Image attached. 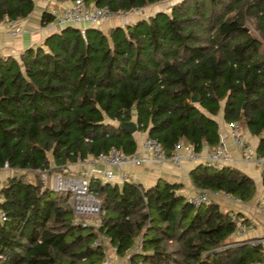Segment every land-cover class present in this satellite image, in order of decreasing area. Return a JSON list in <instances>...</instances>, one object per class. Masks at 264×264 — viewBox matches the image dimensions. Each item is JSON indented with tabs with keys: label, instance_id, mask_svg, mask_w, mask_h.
<instances>
[{
	"label": "trees",
	"instance_id": "16d2710c",
	"mask_svg": "<svg viewBox=\"0 0 264 264\" xmlns=\"http://www.w3.org/2000/svg\"><path fill=\"white\" fill-rule=\"evenodd\" d=\"M81 1L112 12L166 6L105 30L86 27L83 37L64 25L17 57L0 56V169H26L0 183V264H108L111 247L131 264L260 263L256 238H234L240 216L214 200L192 206L180 183L87 176L98 199L89 223L75 218L71 193L52 190L40 173L67 175L70 164L110 148L132 152L128 124L169 156L179 141L216 146L220 118L254 136L264 155V0ZM32 9L33 0H0V21ZM53 18L43 11L40 22ZM187 176L240 202L255 193L232 166L196 163ZM260 176L264 191V164Z\"/></svg>",
	"mask_w": 264,
	"mask_h": 264
},
{
	"label": "built area",
	"instance_id": "2783aa9c",
	"mask_svg": "<svg viewBox=\"0 0 264 264\" xmlns=\"http://www.w3.org/2000/svg\"><path fill=\"white\" fill-rule=\"evenodd\" d=\"M139 10L140 8H131L124 11L112 12L103 6L86 5L81 0H74L66 7L62 8L58 13L53 14L54 18L50 23L59 27L64 25H78L81 29V36L83 37L82 32L86 27L98 26L104 21L111 20V18L136 14ZM7 23L11 29L10 34L15 35L16 31L13 28L14 21H7ZM228 134L237 146L243 163L254 166H262L264 164V155L255 151V146L247 141L243 131L237 123H229ZM203 147H205L204 151L201 150L202 148L200 150H195L191 144L179 141L173 144L172 152L167 156L159 147L156 139L145 134L141 139L140 148L146 152V155L140 153L136 149L130 153H124L114 148H110L105 153H99L94 159H88L104 166V168L95 172V177L110 183H121L129 180L128 176H126L121 169L124 165H140L146 161L154 162L157 165H161L164 161H169L175 168H181L182 163L184 162L193 164L203 163L215 167L232 165L233 161L229 157L227 149L222 143L219 142L214 147ZM45 175L44 172H41V179H43ZM51 181L52 189L56 191L67 190L71 193L70 204L75 218L83 219L86 222L90 217L97 216L98 199L88 191V183L85 177L62 178L59 174H55ZM208 194L209 193L203 189H197L194 194L186 196L185 200L192 206H198L201 203H206L211 200ZM212 195L214 197L220 195L227 201H238L223 193L213 192ZM257 206L258 210L264 213V196L259 199ZM3 216L4 214L0 212V219H2ZM234 219L236 220L235 234H239L244 228L241 219L245 218L239 217L236 219L234 215ZM83 225H86V223H83ZM140 241L141 239L136 241L133 251L140 248ZM110 249L114 254L115 248L111 247ZM124 258L125 259H121L120 257H108L107 255L106 262L108 264H131L127 259V255L124 256ZM257 264H264V257L263 260Z\"/></svg>",
	"mask_w": 264,
	"mask_h": 264
},
{
	"label": "crops",
	"instance_id": "0c3cea01",
	"mask_svg": "<svg viewBox=\"0 0 264 264\" xmlns=\"http://www.w3.org/2000/svg\"><path fill=\"white\" fill-rule=\"evenodd\" d=\"M69 1L59 2L57 0H33L32 11L24 18L14 21L15 35L10 34V27L5 19L0 21V56L11 55L17 57L18 54L27 47L41 44L43 37L52 32L58 30L60 27L53 23H41L40 15L43 11L55 14L58 13L62 8L66 7ZM112 20L102 22L96 27L105 30L107 27L113 25ZM127 22L126 20H119L118 24ZM78 27V26H77ZM218 120L219 127V142L222 143L231 158L232 167L244 172L252 178L255 185V193L253 197L247 202L240 201H227L220 195L213 196L209 193V198L214 200L219 205L222 204L221 208L231 211V213H237L240 217L251 222L250 225L244 226L243 230L239 234H234V238L237 240L245 238H256L264 249V213L258 210V201L264 196V191L261 186V167L259 165H249L241 161L240 153L235 145L234 141L228 134V123L222 122L220 118ZM243 134L248 142L255 146L256 138L251 136L246 131ZM136 141V150L146 155V152L140 148V142L145 133L135 131L133 133ZM202 146V151H204ZM195 164L184 162L181 168H175L169 161L162 162L161 165H157L154 162L146 161L140 165H124L121 169L128 175V179L131 181L138 182L143 186L147 187L156 182L157 179H163L168 182H177L182 185L179 189V193L184 197L192 195L196 192L197 188L190 184L187 173L188 170ZM75 167L74 172L79 173L78 177L95 176V172L104 168L100 163L86 159L70 164L68 168ZM66 169V170H67ZM1 170L0 182H4L6 177L9 176V169L3 168ZM68 176H73V173L68 172ZM55 174V173H54ZM67 176V175H66ZM133 250V249H132ZM131 252V250H130Z\"/></svg>",
	"mask_w": 264,
	"mask_h": 264
},
{
	"label": "rangeland",
	"instance_id": "374dc122",
	"mask_svg": "<svg viewBox=\"0 0 264 264\" xmlns=\"http://www.w3.org/2000/svg\"><path fill=\"white\" fill-rule=\"evenodd\" d=\"M172 1H174V0H169V2H172ZM165 6H166V4L165 3H158V4H154V5H151V6H147V7H144V8H141L140 10H139V12L138 13H136V14H131V15H123V16H119V17H116V18H111V20H114V22H116L117 20H126V21H129V20H132V19H134L135 17H138V18H140V17H146L148 14H152L155 10H157V9H162V8H165ZM56 14V13H55ZM114 22H113V24H114ZM75 26H78V25H75ZM74 170H75V167H71V168H68L67 170H66V172H67V176L66 175H61V174H59V176L60 177H62V178H68V177H70V176H68V172H71V173H73V176H76V177H78V176H84V175H79V173H76V172H74ZM1 170H0V176H1ZM45 173V172H44ZM55 174H50V175H48L47 173H46V175H45V177L43 178V179H41V177H40V179L41 180H43L45 183H47L48 184V186L51 188V186H52V179H53V176H54ZM125 175L126 176H128L126 173H125ZM87 177V176H86ZM26 178H27V180H31L32 179V175L31 174H28L27 176H26ZM1 183V182H0ZM67 191V190H66ZM70 199L71 198H69V201H70ZM223 205L222 204H220V207H222ZM95 218H96V216H94V217H90V219H88V220H86V222H95ZM246 224H243L244 226H246V225H250V222H249V220H246ZM108 255V257H117V256H115V254H113L112 252H111V249H110V251H109V253L107 254ZM121 259H125L124 257H122Z\"/></svg>",
	"mask_w": 264,
	"mask_h": 264
},
{
	"label": "water",
	"instance_id": "95a60500",
	"mask_svg": "<svg viewBox=\"0 0 264 264\" xmlns=\"http://www.w3.org/2000/svg\"><path fill=\"white\" fill-rule=\"evenodd\" d=\"M191 101H195V99L193 97H191ZM127 129L130 132H135V126L133 124H128ZM25 173H26V169H20V168L9 169V177H11V178H17L21 175H24ZM52 190H54V189H52Z\"/></svg>",
	"mask_w": 264,
	"mask_h": 264
}]
</instances>
